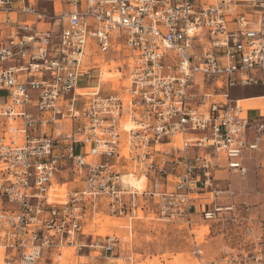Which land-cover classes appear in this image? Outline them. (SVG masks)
I'll use <instances>...</instances> for the list:
<instances>
[{"label":"built area","instance_id":"built-area-1","mask_svg":"<svg viewBox=\"0 0 264 264\" xmlns=\"http://www.w3.org/2000/svg\"><path fill=\"white\" fill-rule=\"evenodd\" d=\"M109 53L127 83L103 94L92 72ZM238 87L264 100V0H0V264H60L65 247L126 261L90 221L193 235L196 216L232 209L214 172L223 158L244 178L264 139V108L248 116ZM263 256L264 223L251 251L209 264Z\"/></svg>","mask_w":264,"mask_h":264},{"label":"rangeland","instance_id":"rangeland-1","mask_svg":"<svg viewBox=\"0 0 264 264\" xmlns=\"http://www.w3.org/2000/svg\"><path fill=\"white\" fill-rule=\"evenodd\" d=\"M117 57L113 53L106 55L104 62L100 64V70L94 69L92 75L95 77L101 75L103 65L111 66L109 70L117 73V67L120 65ZM126 82L124 77L122 81L118 80V83L103 81L101 93L106 94L111 86L119 88L121 83ZM85 83V80L81 82ZM94 85V82L90 83V86ZM251 170L250 168L244 178L231 174V180L229 176L224 181L231 183L232 193L225 202L227 206L233 208L221 211L214 219L197 222L194 239L175 225L147 219L132 221L129 233V229L126 228L129 222L126 219L100 216L96 218L117 223L116 226L109 227V234L106 235L122 238L121 252L130 256V259L126 261L100 259L95 258L94 253H90L88 248L76 251L74 247H65L62 249L60 264H209L231 253L251 251L261 239L264 223V181L257 187L255 181L257 176ZM91 225L90 221L86 229ZM95 227L96 225L91 227L90 232L95 234Z\"/></svg>","mask_w":264,"mask_h":264},{"label":"crops","instance_id":"crops-1","mask_svg":"<svg viewBox=\"0 0 264 264\" xmlns=\"http://www.w3.org/2000/svg\"><path fill=\"white\" fill-rule=\"evenodd\" d=\"M106 56V55H105ZM100 58V60H98L99 64L95 65V67H93V69H98L100 70V64H102V62H104V57ZM109 60V59H108ZM231 95L237 100V102L244 108L246 114L248 116H256L259 113H261L263 111L264 108V100L262 98V96L260 95V91L257 88H234L231 90ZM128 114H124L122 120H126L128 119ZM131 122V121H130ZM132 124H134L133 122H131ZM135 125V124H134ZM254 135L249 132V140H253ZM241 162L243 163L244 166H246L249 170L250 168L252 169L251 172L257 176V178L255 179L256 183H257V187L261 186L263 184L264 181V139L260 144V149L258 152H255L253 150H246L243 152L242 158H241ZM220 168H218L217 170H215L214 172V176L216 179L220 180L221 183H225L224 181H226V179L229 178L230 176V180H231V172L229 170H227L225 168L226 166V160L221 158L220 162H219ZM255 168H257V170H255ZM225 177H221L224 176ZM235 175V174H233ZM237 177V175H235ZM227 184H229L230 189H231V183L227 182ZM228 198V196H220L217 200V204L221 205V206H227V203L225 202V199ZM218 215V214H217ZM194 221L197 223L199 221H202L201 218L199 217H195ZM130 225V223H129ZM127 225L126 228L129 229V233H131V228L130 226ZM198 227V223L195 224V228ZM198 229V228H197ZM193 239L195 238V230H193ZM195 243V247H197V244L194 240ZM43 262H48L50 264V259L48 260H43L41 262V264Z\"/></svg>","mask_w":264,"mask_h":264},{"label":"bare ground","instance_id":"bare-ground-1","mask_svg":"<svg viewBox=\"0 0 264 264\" xmlns=\"http://www.w3.org/2000/svg\"><path fill=\"white\" fill-rule=\"evenodd\" d=\"M111 68V66H104L103 65V68L101 69V75H100V80L101 81H111V82H114V83H118V79L120 78V76H121V73L117 70L116 72L117 73H113V72H111L109 69ZM127 83V82H126ZM127 121H125V123L123 124V126L125 127V128H129V127H134V126H136V125H134V124H132L131 122H130V120L129 119H126ZM126 123H127V126H126ZM127 178H125L124 177V181L126 182V183H128V184H130L131 186H133V187H135V188H139V187H141L142 185H143V183H144V180H142V179H139V178H137V177H134V176H132V175H127L126 176ZM138 182H139V184H138ZM137 185H139V186H137ZM63 188H64V186L62 187V189L61 190H63ZM56 189V188H55ZM92 225L91 226H89V228L88 229H86V231H88V232H90L92 229H91V227H93L94 225H96V231H95V234H97V235H102V236H104V235H106V234H109V231H108V229H109V227L111 226V225H114V226H116L117 225V223L116 222H111V221H109L108 219H104V220H102V219H100V218H96V219H94L93 220V222L91 223ZM130 226V225H129ZM153 262V261H152ZM148 263V262H147ZM150 264V263H149Z\"/></svg>","mask_w":264,"mask_h":264}]
</instances>
